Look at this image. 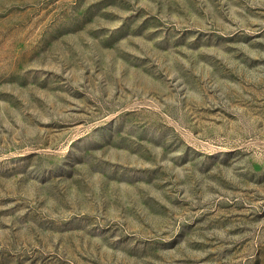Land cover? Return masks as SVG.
Instances as JSON below:
<instances>
[{
  "label": "rangeland",
  "instance_id": "1",
  "mask_svg": "<svg viewBox=\"0 0 264 264\" xmlns=\"http://www.w3.org/2000/svg\"><path fill=\"white\" fill-rule=\"evenodd\" d=\"M0 264H264V0H0Z\"/></svg>",
  "mask_w": 264,
  "mask_h": 264
}]
</instances>
